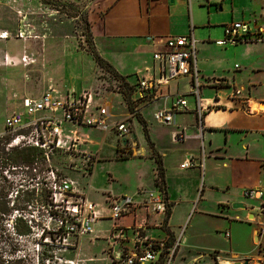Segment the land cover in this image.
I'll return each instance as SVG.
<instances>
[{
  "label": "crops",
  "instance_id": "crops-1",
  "mask_svg": "<svg viewBox=\"0 0 264 264\" xmlns=\"http://www.w3.org/2000/svg\"><path fill=\"white\" fill-rule=\"evenodd\" d=\"M59 1L63 4L77 6L85 13L86 20L89 23L91 42L96 53L132 87L131 100L134 103H139L133 99L135 97L133 87L136 85L137 80L157 77L159 74V63L152 59V54L162 49L164 41L168 37L193 35L196 42L195 66L201 83L199 89L200 112L197 110L196 99L191 94L190 77H180L170 81L167 85L159 87L153 99L147 103L138 104V116L132 117L128 122L131 135L120 146L124 148L128 145L127 150L130 151V157L119 158L115 156L120 151H117L118 143L114 137L116 140V154L114 157L123 161H148L151 167L150 182H139L134 189H124L113 193L107 192L104 194L102 205L95 203L94 199L92 200L88 193V185L84 190V196L95 205L101 215V219L95 225L106 220L113 222L109 231L100 233L102 239L94 236L90 240L95 242L102 240L104 242L103 254H105L108 262H112V264H114L113 261L119 262L118 255L132 247L136 234L147 239L163 240L170 244L180 239L172 258L173 261L178 255L181 244L184 245L185 239L183 238L184 229L176 235L172 222L177 221L179 218H186L192 209L194 211L197 209L203 210L202 198L205 191H218V184L213 176L218 166L231 169L237 164L248 162L256 165L259 175L264 168V157L259 156L258 153L250 156L247 152L248 144L245 143L248 142L247 138L252 131L264 136V113L251 111L252 105L264 104V92L255 95L254 91L258 86L251 83L244 93V87H239L237 84L238 79H235V72L232 75L229 71H226L222 58L215 55L227 52L226 48L215 45V41L222 38L225 25L238 21L249 23L245 20V16L251 8V0ZM225 11L230 14V18L235 11L236 14L239 13L242 19L233 20L231 18L229 20V16L226 17L224 14ZM250 26L252 27L251 24ZM198 32L200 35L199 38H196L195 34ZM202 32L204 35H202ZM82 52L90 54L85 50ZM4 58L8 60L7 56H4ZM235 66L234 64L233 68ZM50 79H54L56 83L48 82L46 88L51 86L58 91L70 89L69 87L63 89L65 83L58 76H53ZM83 92L93 94L94 106L102 104V93L93 90L92 87L81 91L79 94ZM115 94L120 97L119 100L123 104L120 94ZM180 96L186 101V106L177 108L174 111L170 126L157 125L153 121L152 114V121L145 115L146 110H151L153 113L159 109H172L174 101ZM19 98L13 109L19 107ZM122 106L124 107V104ZM123 109L124 113L119 116L111 114L116 119H118L117 117L126 118L127 111L125 108ZM133 121L137 126L143 147H140L136 138ZM150 123L153 124V128ZM64 129L65 131L71 130L68 126H64ZM155 130H161L162 132L159 135ZM91 131L101 132L94 128L81 127L77 129V136L80 140L78 149L98 157L100 144L98 145L92 140L93 136L91 134H85V132L91 133ZM175 132L183 134V141L178 143L172 141V134ZM92 146H99L98 151L92 153L89 150ZM153 152L161 161L164 187L160 185L159 180L157 181V163ZM186 159L192 161L193 167L189 169L182 168V164ZM99 164L100 160L98 158L89 176L90 179ZM110 176L112 177L111 174ZM228 185L229 183L224 182L222 186L226 191L223 196L224 200L216 202L217 214L225 221V227L228 229L223 232V238L230 241L233 231L250 229L251 240L254 232L261 227V220L258 219L254 210L249 208L245 212V209H234L232 205L241 201L239 198H242V196L241 192L237 193L238 189L242 191L245 188L260 187L262 185L261 177L249 186H241L237 189L229 188ZM141 188L162 193L168 203L165 215L153 216L147 208L141 205L143 198L137 194ZM124 196L132 198L135 203L134 207L128 215L114 222L110 219V204L114 199ZM182 215L184 216L181 217ZM250 215L252 219H249ZM162 223L166 224L168 232L160 229ZM119 230L122 231V236ZM225 233H228L229 236L225 237ZM259 241L260 237L257 233L256 242L259 243ZM201 249L207 252L210 258L213 253H217V256H221L223 260L233 258L234 255L242 257V261L249 259L247 255H241V252L235 250L231 244L228 250ZM79 256H81V251ZM204 258L205 254L198 255L189 258L187 262L188 264L193 262L200 264V261ZM182 259L185 260L186 257ZM152 264H160V262Z\"/></svg>",
  "mask_w": 264,
  "mask_h": 264
},
{
  "label": "rangeland",
  "instance_id": "rangeland-1",
  "mask_svg": "<svg viewBox=\"0 0 264 264\" xmlns=\"http://www.w3.org/2000/svg\"><path fill=\"white\" fill-rule=\"evenodd\" d=\"M224 14L226 17L229 16V20L231 18L233 20L242 19L235 11L231 18L227 11ZM245 20L252 25L254 38L236 47H227V52L215 55L222 58L226 71L232 75L235 72V79H238L237 84L239 87H244V93L248 90L249 84L255 83L258 87L254 94L257 95L264 92V0H251V8ZM20 28H23L24 38L17 36ZM0 31L10 34L8 40H0V137L9 139L14 137L5 134L3 123L5 117L14 110L13 107L18 98L23 94L36 97L39 92L46 89L48 82L56 83L54 79H50L53 76H58L65 83L63 89L69 87L74 89L72 91L76 94L91 87L102 93L112 114L119 116L124 113L123 108H125L127 117H117L118 119H125L128 123L132 117L138 116L139 103L131 100L133 111L130 112L124 100L122 99L123 107L119 100L120 97L115 94L119 93L122 98L120 80L99 68L90 54L82 52L87 51L85 39L90 36V32L85 13L79 7L63 4L59 0H0ZM199 35V32L196 33V38H199ZM202 35H204L203 32ZM4 56H7L8 60H5ZM234 64L235 68H233ZM259 105L262 104L259 103ZM144 113L152 121L151 110H146ZM152 123L150 124L153 128ZM133 126L139 145L143 147L134 121ZM155 131L159 135L162 132L161 130ZM85 134H91L92 140L100 144V148L99 146L89 148L92 153L97 152L99 148L98 158L100 160L91 179L80 173H67L64 167L67 158L62 154L54 153L49 163L51 167L58 170L57 180L70 178L77 182V191L73 193L74 196L84 195V190L88 185V193L92 200L102 205L104 194L107 192L134 189L139 182H150L151 167L148 161H123L114 157L116 140L111 132L103 134L91 131ZM247 141L245 143L248 144L247 152L250 156L258 153L259 156L264 157V136L252 131ZM117 143V151L120 152L115 156L130 157V151L127 150L128 145L121 148L122 142L117 141ZM47 168V163L44 166L37 163L32 167L21 165L19 169L12 171L10 180L19 189V229L22 231L27 229V232L21 236L13 235L10 227L12 219L8 221V225L4 227L11 242L5 239L0 242V253H3L0 257L2 255L6 259L10 257L17 260V264H64L66 260L75 259V249L79 239L71 238L67 243H63L61 240L63 231L57 230L58 223L55 219L56 216H62L60 212H63L68 205L62 202L54 203L51 200V206L46 209L41 206L43 193L49 192V182L45 175ZM213 174L218 184V191H205L202 198L203 210L194 211L192 209L186 218L182 215L183 218L172 222L176 235L184 229V245L188 247L181 244L178 255L171 261V264H188L189 258L203 254L205 258L200 261V264H214L212 257L210 258L208 253L201 248L228 250L230 244L235 250L241 252V255L249 257L247 259L249 264H264V235L259 236L260 241L257 243L253 238L250 240V229H241L233 231L228 241L223 238V232L228 230L225 227V221L216 211V202L224 200L223 196L226 194L225 188L222 187L224 182L229 183V188L237 189L241 186H249L261 177L262 185L259 188L264 190V168L259 175L255 164L242 162L231 169L219 165ZM140 190L147 189L141 188ZM240 192L241 189H238L237 193ZM11 200H14V196ZM72 200L73 198H64L65 202ZM239 200L241 201L238 202L245 206V212L250 207L256 209L260 205L258 201L244 198H239ZM255 213L262 223L259 229H263L264 216L257 211ZM112 225L113 222L108 220L100 222L94 225L93 233L89 237L81 239L78 251H81V256H77L80 261L78 264H112L103 254L104 242L102 240L90 241L94 236L102 239L100 233L109 231ZM160 229L165 232L166 224L162 223ZM43 230L46 233L41 236ZM257 233L259 234V230ZM10 243L16 245L15 255L8 254V250L5 249ZM9 248L10 246L7 249ZM183 257L186 259L183 260ZM226 260L242 261V257L226 258ZM113 263L120 264L117 261Z\"/></svg>",
  "mask_w": 264,
  "mask_h": 264
},
{
  "label": "built area",
  "instance_id": "built-area-1",
  "mask_svg": "<svg viewBox=\"0 0 264 264\" xmlns=\"http://www.w3.org/2000/svg\"><path fill=\"white\" fill-rule=\"evenodd\" d=\"M254 29L244 21L232 22L224 26L223 36L215 41V45L221 48L235 47L238 44L251 40ZM19 38H24L22 28L18 30ZM10 34L0 31V40H7ZM195 40L192 34L184 36L168 37L164 41L162 49L152 54V59L159 63V74L157 77L142 78L137 80L133 87L134 101L147 103L153 99L159 87L167 85L170 81L180 77L191 78V94L195 97L197 110L200 112L201 99L199 97V74L195 66ZM5 60H7L5 58ZM25 60V59H24ZM25 62V61H24ZM103 98V96H102ZM172 109H159L152 113L153 121L160 126H170L173 121L174 111L184 108L186 101L183 97H177ZM4 132L12 137L8 147H33L44 153L48 168L45 175L49 182L50 201L54 203H65L68 207L56 216L57 230L63 231L62 241L67 243L69 239H80L93 233L95 223L101 219V215L95 205L84 195L76 197L77 182L70 178L57 180L58 170L49 165L51 156L55 153L62 154L67 158L65 171L67 173H80L90 176L97 155L83 152L78 149L80 140L77 129L94 128L106 134L112 132L119 142H126L131 135L130 128L125 119H116L109 111L107 100L103 98L102 104L93 105V94L83 92L76 95L72 90L58 91L49 86L36 97L22 96L19 98V107L15 108L4 119ZM64 126L71 130L65 131ZM183 134L175 132L172 141L175 143L183 141ZM193 167L190 159H186L183 169ZM35 171V169H32ZM143 198L141 205L147 208L153 216H163L167 212L168 203L162 193L152 190H140L137 192ZM244 199L260 202L254 209L264 216V190L259 187L245 188L241 191ZM64 198L72 201H64ZM76 199V201L74 200ZM131 197H119L110 204V219L114 222L128 215L134 207ZM53 207L56 205H52ZM122 236V231L119 230ZM264 235V228L259 229V236ZM225 237L229 234L225 233ZM180 240V239H179ZM179 240L167 243L163 240L147 239L136 234L132 247L118 255V261L122 264H171L173 255L179 244ZM76 256L73 260H66L64 264H78L79 243L75 249ZM214 264L234 261L223 260L213 253ZM192 264H196L193 262Z\"/></svg>",
  "mask_w": 264,
  "mask_h": 264
},
{
  "label": "trees",
  "instance_id": "trees-1",
  "mask_svg": "<svg viewBox=\"0 0 264 264\" xmlns=\"http://www.w3.org/2000/svg\"><path fill=\"white\" fill-rule=\"evenodd\" d=\"M87 51L92 55L95 63L101 69L107 71L114 78L120 80L121 82V95L124 100L127 109L132 112L133 108L131 106V93L132 87H130L124 80L123 77L117 74V72L107 63L105 62L95 51L94 46L91 42L90 36L86 37ZM250 42V41H247ZM246 42V43H247ZM143 128L144 124L141 121ZM10 139L8 137H0V242L2 240H10V236L5 233L7 230L4 226L8 225V221L12 219V225L10 226L12 229V234L16 236H21L26 234L27 229L22 231L19 229V189L14 184L12 180H10V176H12V171L19 169V166L23 165L26 167H32L37 163H40L42 166L46 164L44 153L33 147H8ZM150 145V143H149ZM157 163V181L162 187L163 184V169L161 166V161L159 157L153 152ZM14 196V200L12 201V197ZM50 196V192L45 191L42 195V203L41 206L45 209L48 206H51V201L48 200ZM18 217H15V215ZM168 232V230H166ZM46 233L45 230L42 231L41 236ZM10 246L9 249H7ZM8 247H5L8 250V254L15 255L16 254V245L12 243L9 244ZM3 254V253H0ZM17 260H13L10 257L6 259L2 255L0 257V264H17Z\"/></svg>",
  "mask_w": 264,
  "mask_h": 264
},
{
  "label": "water",
  "instance_id": "water-1",
  "mask_svg": "<svg viewBox=\"0 0 264 264\" xmlns=\"http://www.w3.org/2000/svg\"><path fill=\"white\" fill-rule=\"evenodd\" d=\"M232 208H234V209H237V208L245 209V206L243 204H240V203H235V204L232 205ZM249 219H252L251 215H250ZM253 238H254V242H256V240H257V231L254 232ZM236 258H237V256L234 255L233 259H236ZM234 264H249V263H248L247 260H245V261L235 260Z\"/></svg>",
  "mask_w": 264,
  "mask_h": 264
},
{
  "label": "bare ground",
  "instance_id": "bare-ground-1",
  "mask_svg": "<svg viewBox=\"0 0 264 264\" xmlns=\"http://www.w3.org/2000/svg\"><path fill=\"white\" fill-rule=\"evenodd\" d=\"M251 111L253 112H264V105L255 104L251 106ZM220 264H230L227 262H221Z\"/></svg>",
  "mask_w": 264,
  "mask_h": 264
}]
</instances>
